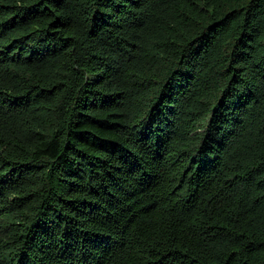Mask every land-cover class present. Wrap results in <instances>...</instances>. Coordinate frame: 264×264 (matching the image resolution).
<instances>
[{
  "label": "trees",
  "instance_id": "trees-1",
  "mask_svg": "<svg viewBox=\"0 0 264 264\" xmlns=\"http://www.w3.org/2000/svg\"><path fill=\"white\" fill-rule=\"evenodd\" d=\"M0 264H264V0H0Z\"/></svg>",
  "mask_w": 264,
  "mask_h": 264
}]
</instances>
